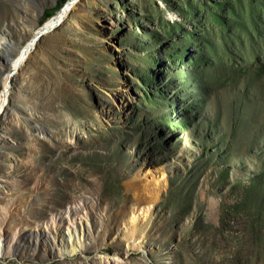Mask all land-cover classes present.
<instances>
[{"label": "rangeland", "instance_id": "rangeland-1", "mask_svg": "<svg viewBox=\"0 0 264 264\" xmlns=\"http://www.w3.org/2000/svg\"><path fill=\"white\" fill-rule=\"evenodd\" d=\"M59 1L0 0V91ZM39 38L0 114V264H264V0H78Z\"/></svg>", "mask_w": 264, "mask_h": 264}, {"label": "bare ground", "instance_id": "bare-ground-1", "mask_svg": "<svg viewBox=\"0 0 264 264\" xmlns=\"http://www.w3.org/2000/svg\"><path fill=\"white\" fill-rule=\"evenodd\" d=\"M77 1L78 0H67V2L63 4L61 8L55 14L48 17L42 23L41 26L38 25L40 27L38 28V31L36 32V34H33L31 31L29 32V36L27 40L25 41L24 44L20 46L19 50L14 55L10 52H7V55H5V58L8 59L9 69L3 77V82H2L3 87L0 91V114L6 110V107L8 104L11 76L20 69L22 64H24V61L27 59L31 49L38 42L37 41L38 39H36L37 33L42 31L46 27L53 25L54 23H55L54 27L58 26L59 23H61L59 21H62L67 16L70 9L75 5ZM1 29L2 28L0 27V30ZM50 30L43 32V34L49 32ZM2 35L3 37H6L5 39L8 40V37L6 36L5 31L3 32ZM8 41L10 42V44H12L14 40L11 41L9 39ZM6 42L7 41L5 40L4 44ZM143 175H144L145 181L149 183L150 187L146 189V191L148 192V195L142 196V194L140 193L139 197L136 198L138 201L141 202V205L134 207L133 209L132 218L130 220L131 228L127 232V235H128L127 237L130 239L128 240L129 247L140 248L143 245V242L145 241L143 239V236L136 237L135 235L138 220L144 219L145 217L148 216L151 206H152L151 203L158 197L165 183L164 173L162 172V170L158 168H145ZM128 188L131 189L133 192L135 191L140 192L141 190L140 184H138V182L129 183ZM54 224L51 227H49L47 224L46 226H44L45 231L47 232V233L45 232V234L46 235L48 234L50 250L51 252H53V255H65V254L72 255L86 248L87 244H86L84 228L83 230H81L77 225L72 223L69 226H67L66 230H61V229H58L57 226ZM100 258H101L102 264H128V261H126V258H122V256H120L119 254H114L110 257L106 256V257H100Z\"/></svg>", "mask_w": 264, "mask_h": 264}, {"label": "water", "instance_id": "water-1", "mask_svg": "<svg viewBox=\"0 0 264 264\" xmlns=\"http://www.w3.org/2000/svg\"><path fill=\"white\" fill-rule=\"evenodd\" d=\"M66 2H67V1H66ZM66 2H65V3H66ZM65 3H64V4H65ZM59 22H61V21H59ZM59 22H58V23H59ZM58 23H57V24H58ZM54 26H55V23H54L53 25L49 26V27H46V28L43 29L42 31L38 32L37 35H36V39H38V38L43 34V32L48 31V30L54 28Z\"/></svg>", "mask_w": 264, "mask_h": 264}, {"label": "trees", "instance_id": "trees-1", "mask_svg": "<svg viewBox=\"0 0 264 264\" xmlns=\"http://www.w3.org/2000/svg\"><path fill=\"white\" fill-rule=\"evenodd\" d=\"M65 1H66V0H60V1L58 2V6L62 5Z\"/></svg>", "mask_w": 264, "mask_h": 264}]
</instances>
